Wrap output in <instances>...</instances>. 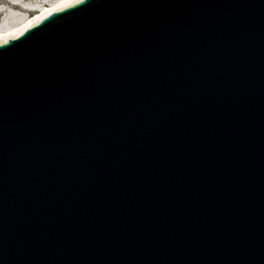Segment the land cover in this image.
I'll use <instances>...</instances> for the list:
<instances>
[{"label": "water", "instance_id": "1", "mask_svg": "<svg viewBox=\"0 0 264 264\" xmlns=\"http://www.w3.org/2000/svg\"><path fill=\"white\" fill-rule=\"evenodd\" d=\"M0 264H264V0H77L0 38Z\"/></svg>", "mask_w": 264, "mask_h": 264}, {"label": "rangeland", "instance_id": "2", "mask_svg": "<svg viewBox=\"0 0 264 264\" xmlns=\"http://www.w3.org/2000/svg\"><path fill=\"white\" fill-rule=\"evenodd\" d=\"M62 1L64 0H0V35L10 33Z\"/></svg>", "mask_w": 264, "mask_h": 264}, {"label": "bare ground", "instance_id": "3", "mask_svg": "<svg viewBox=\"0 0 264 264\" xmlns=\"http://www.w3.org/2000/svg\"><path fill=\"white\" fill-rule=\"evenodd\" d=\"M75 1H77V0H64V1H62L61 3H59L58 5L54 6V8H52V9H48V10L44 11L42 14L36 16V17L34 18V20L38 21V20L40 19V16H41V15L46 14V13H48V12H51V11H53V10L59 9V8L64 7V6H66V5H69V4H71L72 2H75ZM32 24H33V19L30 20V21H28L26 24H24V25H22V26H20V27H18V28H16V29H14V30H12L11 32L9 31L10 33L6 32V33H8V34H6V35H2V34H1V35H0V38H5V37H8V36H10V35H13V34H15V33L19 32V31L25 29L27 26L32 25Z\"/></svg>", "mask_w": 264, "mask_h": 264}]
</instances>
